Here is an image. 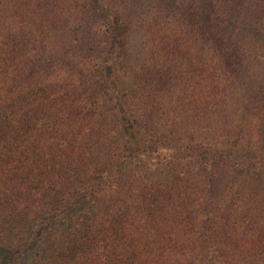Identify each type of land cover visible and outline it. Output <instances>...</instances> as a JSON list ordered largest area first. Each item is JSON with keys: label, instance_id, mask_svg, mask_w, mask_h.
<instances>
[{"label": "trees", "instance_id": "16d2710c", "mask_svg": "<svg viewBox=\"0 0 264 264\" xmlns=\"http://www.w3.org/2000/svg\"><path fill=\"white\" fill-rule=\"evenodd\" d=\"M133 4L0 0V264H264V0Z\"/></svg>", "mask_w": 264, "mask_h": 264}, {"label": "rangeland", "instance_id": "374dc122", "mask_svg": "<svg viewBox=\"0 0 264 264\" xmlns=\"http://www.w3.org/2000/svg\"><path fill=\"white\" fill-rule=\"evenodd\" d=\"M205 1L208 6H211L212 2L214 3L217 0ZM131 3H134L133 13L135 16V27L132 37L133 56L137 63L143 65L151 60L150 51L153 49L158 37L161 42L162 40L165 41V39L167 41L172 40L171 43L174 45L180 43V40L184 38L188 39V36L179 30L180 19L183 16V12H186L187 0H129V4ZM176 33L179 38L174 37ZM190 38L189 42L184 41L182 46H179V52L181 51L182 53L177 55L178 58L183 55L182 57L185 59L184 65L180 66V68H183L182 73L186 72V75H183L185 81L186 77L187 79L191 78L195 73H198L196 71H201L196 69V65L209 55L203 47L196 45L192 37ZM174 39H177L175 43Z\"/></svg>", "mask_w": 264, "mask_h": 264}]
</instances>
